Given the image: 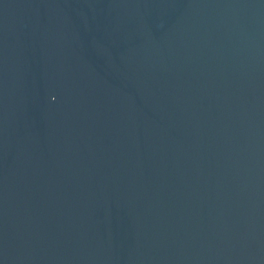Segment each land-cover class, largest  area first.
<instances>
[{
  "label": "water",
  "instance_id": "obj_1",
  "mask_svg": "<svg viewBox=\"0 0 264 264\" xmlns=\"http://www.w3.org/2000/svg\"><path fill=\"white\" fill-rule=\"evenodd\" d=\"M0 264H264V0H0Z\"/></svg>",
  "mask_w": 264,
  "mask_h": 264
}]
</instances>
